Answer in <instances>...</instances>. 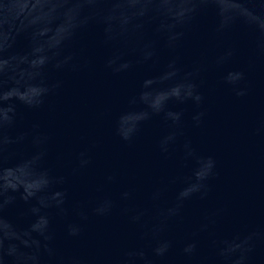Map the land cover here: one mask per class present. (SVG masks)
<instances>
[{
  "label": "water",
  "instance_id": "obj_1",
  "mask_svg": "<svg viewBox=\"0 0 264 264\" xmlns=\"http://www.w3.org/2000/svg\"><path fill=\"white\" fill-rule=\"evenodd\" d=\"M0 264H264V0H0Z\"/></svg>",
  "mask_w": 264,
  "mask_h": 264
}]
</instances>
